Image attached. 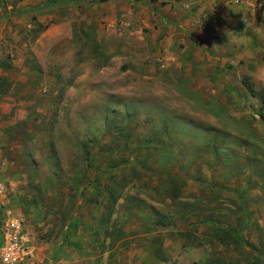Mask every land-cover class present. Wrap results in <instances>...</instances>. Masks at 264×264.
<instances>
[{
  "label": "rangeland",
  "instance_id": "obj_1",
  "mask_svg": "<svg viewBox=\"0 0 264 264\" xmlns=\"http://www.w3.org/2000/svg\"><path fill=\"white\" fill-rule=\"evenodd\" d=\"M0 78L22 264H264V0H0Z\"/></svg>",
  "mask_w": 264,
  "mask_h": 264
},
{
  "label": "built area",
  "instance_id": "obj_2",
  "mask_svg": "<svg viewBox=\"0 0 264 264\" xmlns=\"http://www.w3.org/2000/svg\"><path fill=\"white\" fill-rule=\"evenodd\" d=\"M6 215L10 217L11 221L5 225L11 232L7 235L6 243L2 247L0 261L4 264H18L28 252L25 247V237L21 233L22 223L12 210H8Z\"/></svg>",
  "mask_w": 264,
  "mask_h": 264
},
{
  "label": "crops",
  "instance_id": "obj_3",
  "mask_svg": "<svg viewBox=\"0 0 264 264\" xmlns=\"http://www.w3.org/2000/svg\"><path fill=\"white\" fill-rule=\"evenodd\" d=\"M2 97V96H1ZM0 97V99H1ZM15 215V214H14ZM16 216V215H15ZM17 217V216H16ZM20 219L21 224V233L24 235L25 237V247L27 248V255L18 263V264H22L23 262H26L28 260H30L32 257V248H31V243L29 241L28 235H25V231H24V226H23V219L21 217H18ZM11 219L10 217H7L6 213H4L1 217H0V238L2 239V243L1 246L3 247L6 243L7 240V235L10 234L11 230L6 227V223L10 222ZM0 264H4L0 261Z\"/></svg>",
  "mask_w": 264,
  "mask_h": 264
},
{
  "label": "trees",
  "instance_id": "obj_4",
  "mask_svg": "<svg viewBox=\"0 0 264 264\" xmlns=\"http://www.w3.org/2000/svg\"><path fill=\"white\" fill-rule=\"evenodd\" d=\"M243 86L254 96L256 93L254 92L253 84L250 83L246 78L242 80ZM8 93V85L4 78H0V97L4 96ZM162 223H159L161 225Z\"/></svg>",
  "mask_w": 264,
  "mask_h": 264
}]
</instances>
